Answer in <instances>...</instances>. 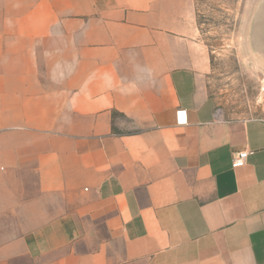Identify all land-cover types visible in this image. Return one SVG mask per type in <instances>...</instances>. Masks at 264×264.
<instances>
[{
  "label": "crops",
  "instance_id": "obj_1",
  "mask_svg": "<svg viewBox=\"0 0 264 264\" xmlns=\"http://www.w3.org/2000/svg\"><path fill=\"white\" fill-rule=\"evenodd\" d=\"M207 68L194 0H0V264H264V119Z\"/></svg>",
  "mask_w": 264,
  "mask_h": 264
},
{
  "label": "rangeland",
  "instance_id": "obj_2",
  "mask_svg": "<svg viewBox=\"0 0 264 264\" xmlns=\"http://www.w3.org/2000/svg\"><path fill=\"white\" fill-rule=\"evenodd\" d=\"M204 82L225 119H264V0H194Z\"/></svg>",
  "mask_w": 264,
  "mask_h": 264
},
{
  "label": "built area",
  "instance_id": "obj_3",
  "mask_svg": "<svg viewBox=\"0 0 264 264\" xmlns=\"http://www.w3.org/2000/svg\"><path fill=\"white\" fill-rule=\"evenodd\" d=\"M177 115H178V123L187 122V115L185 111H178ZM216 116L220 119L222 118L220 110L218 109L216 110ZM248 155L249 153L247 151L236 153L233 157V163H232L233 168L243 167L247 162Z\"/></svg>",
  "mask_w": 264,
  "mask_h": 264
}]
</instances>
